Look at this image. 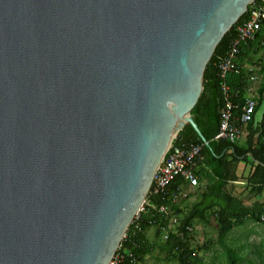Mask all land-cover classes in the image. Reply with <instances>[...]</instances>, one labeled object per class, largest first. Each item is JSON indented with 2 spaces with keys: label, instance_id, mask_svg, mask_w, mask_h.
<instances>
[{
  "label": "water",
  "instance_id": "1",
  "mask_svg": "<svg viewBox=\"0 0 264 264\" xmlns=\"http://www.w3.org/2000/svg\"><path fill=\"white\" fill-rule=\"evenodd\" d=\"M253 1L0 0V264L110 263Z\"/></svg>",
  "mask_w": 264,
  "mask_h": 264
},
{
  "label": "trees",
  "instance_id": "2",
  "mask_svg": "<svg viewBox=\"0 0 264 264\" xmlns=\"http://www.w3.org/2000/svg\"><path fill=\"white\" fill-rule=\"evenodd\" d=\"M256 1V0H255ZM250 8L247 6L239 19L225 33L218 42L214 52L208 61L203 74V89L192 112V117L201 134L208 142V147L200 140L190 124H186L174 140V145L187 147L193 144H202L201 155L204 157L196 169L199 180L205 179L207 186L199 193L198 198L186 207H180L181 202H172L171 194L174 189L186 183L175 178L163 194L151 195L148 193L145 212H140L138 219H133L125 236L114 255L118 257L116 264H142L147 255L155 250L154 242L148 241L146 232L155 227L156 238L160 237V226L166 225L168 216L157 212L155 207L165 205L178 217V223L170 231L168 239L159 247L166 254V259L175 264H201V258L197 255L202 247L194 248L191 243V231L194 223L207 225L213 217L216 222V241L222 248L227 264H238L241 257L237 251L227 242L229 233L235 227L245 225L247 222L264 224V200H255L246 205L240 196L233 195L226 190L229 181L237 179L235 168L239 161L251 160L252 169L247 177L246 188L253 197L264 194V58L259 59L257 73L260 75V83L257 88V104L251 120L246 125L247 134L243 142L230 143L226 140L215 139L219 129L220 112L225 98L230 99L237 107L234 109V117L241 113V107L246 97L248 77L246 72L238 66L237 71L227 73L221 78L218 63L224 56L229 41L235 36V26L243 21ZM264 22L257 32L254 40L249 41L241 48L238 60L247 56L248 52L258 53L263 48ZM249 74V72H247ZM228 87V91L222 90L221 84ZM263 105L259 121L255 115ZM139 229H136L135 226ZM190 228V230L188 229Z\"/></svg>",
  "mask_w": 264,
  "mask_h": 264
},
{
  "label": "built area",
  "instance_id": "3",
  "mask_svg": "<svg viewBox=\"0 0 264 264\" xmlns=\"http://www.w3.org/2000/svg\"><path fill=\"white\" fill-rule=\"evenodd\" d=\"M263 22L264 0H254L250 4L245 19L235 26V36L229 41L228 48L218 63L221 78H224L229 72L238 70V57L241 48L249 41L254 40L257 32L262 28ZM221 87L224 92L228 91V87L224 83L221 84ZM250 92V87L246 88V93ZM250 94L252 95L248 96L246 94L244 103L241 107V113L238 117H234L233 114L237 105L230 99L225 98L223 108L220 112L219 129L214 137L215 139H222L230 143H235L247 134L246 125L251 120L257 104V93L254 91ZM201 151L202 144L181 147L172 143L154 174L148 193L151 195L165 193L168 186L175 178L182 179L189 187H198L199 179L196 174V169L203 158ZM188 194L189 190L180 185L174 189L170 198L172 202H177L187 198ZM147 201V198H145L133 219H138L140 212H145ZM151 207L169 218L166 225L160 226L162 239L166 240L168 239L169 232L175 231L173 228L179 222L178 217L172 214V211L165 205L157 207L152 205ZM135 228L139 229L137 225ZM188 229L190 230V228ZM118 257L119 255L113 257L109 264H116Z\"/></svg>",
  "mask_w": 264,
  "mask_h": 264
},
{
  "label": "rangeland",
  "instance_id": "4",
  "mask_svg": "<svg viewBox=\"0 0 264 264\" xmlns=\"http://www.w3.org/2000/svg\"><path fill=\"white\" fill-rule=\"evenodd\" d=\"M263 58L264 45L258 53L249 54L247 62L252 66L250 74L251 76H254L250 85V93L255 91L257 83L260 82V75L257 73V65L259 63V59ZM250 93L246 94L250 96L252 95ZM241 139H239L238 142H243L244 139ZM249 161L251 160L249 159ZM249 161H247V163ZM245 168H247L246 164ZM236 185L243 187L245 183L244 185L234 184L233 186ZM242 193L244 194L241 196V198L244 199L246 203L253 201V198L249 195V193H247L245 189L243 190V188L240 191V194L238 193V196L242 195ZM196 198L197 197L194 195H189V197L181 200L182 205L186 207L193 203ZM172 214L175 213L172 211ZM154 234L155 227H151L148 235L151 238V241L154 242L155 250L147 257L144 264H175L172 261L167 260L166 254L159 250V247L164 243L162 236L156 238ZM190 234L192 246L194 248L203 246L204 248L196 252L201 258V264H227L223 250L216 241V222L213 217L210 218V221L207 225L202 223H194L193 230ZM227 242L240 255L241 259L238 264H264V224L247 222L243 226L235 227L229 233Z\"/></svg>",
  "mask_w": 264,
  "mask_h": 264
},
{
  "label": "crops",
  "instance_id": "5",
  "mask_svg": "<svg viewBox=\"0 0 264 264\" xmlns=\"http://www.w3.org/2000/svg\"><path fill=\"white\" fill-rule=\"evenodd\" d=\"M263 44H264V40H263V42H262ZM249 54H251L250 52H248V55L245 57V56H243V57H241L239 60H238V64L240 65V68L241 69H243L245 72L247 71V72H249V74L246 72V74H247V77H248V80H247V83H248V86L247 87H250V85H251V82H252V79L254 78V76L252 75L251 76V69H252V66L247 62V60H248V57H249ZM253 54V53H252ZM249 60H250V58H249ZM238 65V66H239ZM259 69V67H258V65H257V70ZM259 83L260 82H258L257 83V85H256V87H255V92L257 93V88H258V86H259ZM257 98H258V94H257ZM257 100V99H256ZM245 137L246 136H244L241 140H243V139H245ZM244 141V140H243ZM203 159H204V157H203ZM203 159H202V161H203ZM245 164H246V166H247V168H245ZM200 166H201V162H200V164H199ZM198 165V166H199ZM251 169H252V165H251V161H249L248 163L247 162H245V161H239L238 163H237V166H236V168H235V175H237V179H235V180H232V181H229L227 184H226V190L228 191V192H231L233 195H236V196H238L239 194H240V191L242 190V188H243V190L245 189L246 191H247V193H248V189L246 188V185H244V183L246 184V182H247V177L249 176V174H250V171H251ZM242 176V177H241ZM207 181L205 180V179H201V180H199V186L198 187H196V188H192V187H189L187 184L186 185H184V188H186L187 190H189L190 191V193L188 194V196L187 197H189V195H194V196H196L197 198H198V195H199V193H201L204 189H205V187L207 186ZM234 184H241V185H244L243 187H241V186H233ZM232 189V190H231ZM192 190V191H191ZM236 190V191H235ZM239 193V194H238ZM243 194L244 193H242V195H240V197L241 196H243ZM250 195V194H249ZM251 196V195H250ZM252 197V196H251ZM196 198V199H197ZM253 198V201H255V200H259V201H263L264 200V194H262L261 196H253L252 197ZM182 200V199H181ZM181 200H179V202L181 201ZM253 201H250V203H246L245 201H244V199H243V202H244V204H246V205H249V204H251ZM181 203H182V201H181ZM180 207H185V206H183L182 204H181V206ZM149 230H150V228L147 230V232H146V235H147V238H148V241L151 243V238L149 237ZM149 255H147L145 258H144V262L142 263V264H144L145 263V261H146V259H147V257H148Z\"/></svg>",
  "mask_w": 264,
  "mask_h": 264
}]
</instances>
